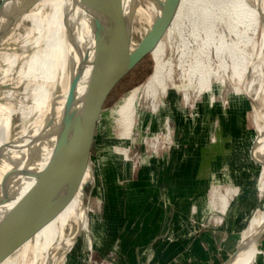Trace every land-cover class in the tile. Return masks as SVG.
Listing matches in <instances>:
<instances>
[{
	"label": "rangeland",
	"instance_id": "1",
	"mask_svg": "<svg viewBox=\"0 0 264 264\" xmlns=\"http://www.w3.org/2000/svg\"><path fill=\"white\" fill-rule=\"evenodd\" d=\"M171 1L163 0L164 12ZM165 51L168 56L169 46ZM153 68L151 54L122 81L105 106L92 149L95 181L87 188L93 238L82 237L67 264H152L153 258L161 264H222L256 209L260 171L252 159L258 155V147L252 144L257 131L254 105L230 68L211 79L212 104L211 95L196 80L184 78L177 90L169 89L157 112L142 100L131 128L124 174L118 181L115 174L104 180L100 167L103 162L105 166L118 162L112 149L119 134V129L107 126L106 113L122 95L143 84ZM165 118L170 144L161 139ZM156 134L160 138L154 142ZM166 180L173 185L170 194ZM227 189L236 191L221 222H216L207 200ZM90 242L92 252L87 247ZM261 244L262 240L258 248Z\"/></svg>",
	"mask_w": 264,
	"mask_h": 264
},
{
	"label": "bare ground",
	"instance_id": "2",
	"mask_svg": "<svg viewBox=\"0 0 264 264\" xmlns=\"http://www.w3.org/2000/svg\"><path fill=\"white\" fill-rule=\"evenodd\" d=\"M67 1L39 0L21 17V21L35 26L36 41L44 34V47L25 49L17 55L0 54L3 64L10 66L17 61L7 73L0 69V164L12 158L17 139L23 137V162L29 187L41 181L61 119L71 59L65 48L61 24ZM148 7L154 10L153 6ZM165 9V15L169 16L174 10L175 15L151 53L154 59L152 73L143 84L122 95L104 118L108 120L107 126L119 129L118 140L112 149L118 162L101 164L104 180L116 175L118 181L124 174L126 155L132 142L131 128L139 117L141 102L145 101L152 112H157L169 89L177 90L183 78L196 80L198 87L210 96L213 76H217L219 70L230 68L232 78L254 105L253 121L257 131L252 134V144L258 147V155L252 159L256 166L259 165L260 173L255 186L258 204L240 231L238 241L231 246L224 264H262L264 253L254 241L264 230V0H172ZM168 46L170 53L165 56ZM209 98L212 104L213 96ZM164 127L166 133L161 139L170 144L168 118L164 120ZM159 138L156 134L154 142ZM154 142L151 144L155 147ZM235 191L227 189L224 194L207 200V209L215 212L214 221L221 222ZM96 209L99 210L98 206ZM190 210L197 212L196 207ZM87 212L90 210L86 205ZM78 214L77 201L5 264H50L55 246L62 242L69 248ZM87 226L85 217L83 230ZM90 227L93 231V221H90ZM240 245L244 249H240Z\"/></svg>",
	"mask_w": 264,
	"mask_h": 264
},
{
	"label": "water",
	"instance_id": "3",
	"mask_svg": "<svg viewBox=\"0 0 264 264\" xmlns=\"http://www.w3.org/2000/svg\"><path fill=\"white\" fill-rule=\"evenodd\" d=\"M38 1L0 0V54L17 55L25 49L44 47V34L36 41L35 26L21 21ZM67 2L61 24L71 59L61 119L41 181L32 187L26 182L23 137L17 139L12 158L0 164V264L21 251L77 201L79 220L69 248L62 242L55 246L50 264H67L82 237L88 241L93 238V212L86 213L91 199L87 188L95 181L92 149L98 129L102 128V114L122 81L151 56L175 15V10L165 15L163 0ZM148 5L155 11H149ZM16 64L17 61L10 66L0 62V69L7 73ZM85 217L88 228L83 230ZM263 236L264 230L256 236L255 246L259 247ZM87 247L92 252L91 242ZM240 249L244 247L240 245ZM164 258L168 262L169 257ZM137 259L140 262L138 251ZM152 264L161 263L153 258Z\"/></svg>",
	"mask_w": 264,
	"mask_h": 264
},
{
	"label": "crops",
	"instance_id": "4",
	"mask_svg": "<svg viewBox=\"0 0 264 264\" xmlns=\"http://www.w3.org/2000/svg\"><path fill=\"white\" fill-rule=\"evenodd\" d=\"M170 181H167V180L165 181V187L168 188V189H166L167 190L166 193H168V194H170L172 192V188H173V185H172V183H170ZM261 240H262V244H261V248L260 249L264 253V236H263V238ZM263 258H264V254H263Z\"/></svg>",
	"mask_w": 264,
	"mask_h": 264
}]
</instances>
